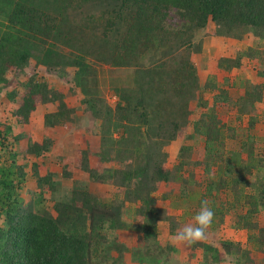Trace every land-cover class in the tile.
Listing matches in <instances>:
<instances>
[{"label":"trees","instance_id":"1","mask_svg":"<svg viewBox=\"0 0 264 264\" xmlns=\"http://www.w3.org/2000/svg\"><path fill=\"white\" fill-rule=\"evenodd\" d=\"M208 24L212 37L243 41L252 36L264 45V0H0V91L15 82L6 96L15 106L12 117L26 125L38 106L51 105L55 111L44 115L43 125L69 131L75 109L68 106L67 94L37 71L62 80L71 72L69 94L81 95V110L96 122L98 139L97 146L79 152L77 166L91 182L115 189L103 199L80 183L65 184L68 171L54 180L52 172L39 176L35 169L34 189L27 191L32 201L25 205L20 196L24 168L13 151L21 136L13 135L11 124H0V159L8 155L9 161H0V264H103L111 251L118 253L112 261L121 263L128 250L117 234L130 230L139 233L133 262L170 264L177 249L159 241L158 224L166 222L168 234L177 236L181 224L169 209L192 214L195 224L204 201L214 219L203 239L183 244L189 259L196 250L201 251L198 264H222L227 258L231 264H253L254 252L264 256L259 222L264 144L248 134L258 121L264 83L245 81L233 100L215 74L200 78L194 59ZM260 45L220 57L216 69L230 73L247 59L264 78ZM95 65L114 70L109 78L113 106L101 93ZM220 104L235 110L233 126L218 117ZM178 141L193 144L178 148L169 169L166 148ZM227 141L234 142L232 147ZM54 143L28 140L26 154L48 159ZM161 184L167 185L161 199L169 200V209L157 206ZM37 200L42 206L36 207ZM46 202L54 214L41 208ZM226 220L230 230L246 232L245 246L228 238L218 246L206 242Z\"/></svg>","mask_w":264,"mask_h":264},{"label":"rangeland","instance_id":"2","mask_svg":"<svg viewBox=\"0 0 264 264\" xmlns=\"http://www.w3.org/2000/svg\"><path fill=\"white\" fill-rule=\"evenodd\" d=\"M212 26H208L200 33L199 38L202 40L201 52L195 55V64L199 73V76L204 80L208 74H215L216 80L219 84H222L224 88L228 89L230 97L235 100L240 93L242 92V86L245 81H250L254 84L264 83V78L258 75L259 66L253 62L248 61L247 59L243 61L242 68L238 70H232L230 73H226L216 69V61L220 57H229L238 49H245L247 47L257 46L261 44L260 47L264 48L263 43H260L256 38L252 36H245L243 41H236L233 39H224L216 38L211 36ZM97 71V78L99 82V87L101 93L105 97L109 105L113 106L116 101L110 86L109 78L110 74H114V70L108 68L104 65H95ZM28 69H25L27 73ZM113 71V72H112ZM39 77L45 78L50 85L57 89L61 90L67 94L66 102L69 107L75 109L74 123L71 129L67 132H56L52 129L46 128L43 125V117L45 114L55 111V108L51 105H41L36 108V110L31 114L29 123L26 125L16 123L15 119L12 117V111L15 109V106L8 104L6 101V96L14 87L15 82L11 80V83L0 91V124H11L13 129V135H20V140L14 145L13 151L16 152V164L24 168L23 172L25 174L23 189L20 192V196L24 204L27 205L32 201V196H30L27 191H32L34 189V179L31 177L33 173H38L39 176H45L48 172H52L53 179H61V173L63 171H68L70 174V179H65L66 183H80L88 187V190L91 194L101 197L103 199H108L109 194L113 193L115 189L108 184H96L91 182L83 171L77 166V159L79 158V152L90 146L95 147L98 144L97 136L94 134L96 132V122L90 117H86L80 107L81 95L79 93L69 94L70 87H72L71 72L67 77V80H62L53 72H49L45 69H39L37 71ZM11 76H8L10 79ZM20 81L25 82V78L20 77ZM204 97L208 100L211 99L209 94H205ZM216 112L221 121L227 126H233L235 124L236 114L235 110L232 107H227L223 104L217 105ZM255 115L257 116V123L255 127L249 131L248 134L254 136L259 142L264 144V98L261 103L256 104ZM198 117V113L193 115V119ZM248 118H242V126L244 129L248 126ZM0 129H2L0 127ZM241 135L239 131L237 133ZM44 139H52L55 141L54 145L51 148V151L47 155L48 159H43L39 157H30L26 154L27 142L28 140L41 143ZM261 142V143H262ZM233 141H227V145L232 147ZM191 145L193 142H174L166 148L169 159L167 162V168H171L175 162V156L178 148L182 145ZM198 147L200 144H197L194 158H196ZM3 150L1 151V155ZM4 158L5 163H9L8 160ZM3 164V157L0 159ZM95 159H90V165L93 166ZM201 171L197 172L196 179H201ZM167 191V185L161 184L155 194L157 199V206L169 209L170 204L169 200H162L161 196ZM36 191V195L38 197ZM37 200V204H41ZM45 208L52 214V204L50 202L44 203ZM37 205L36 207H40ZM170 213L173 215L174 219L180 222L181 226L179 230L181 231L185 226L192 225L195 226L192 220V214L187 213L184 210H175L169 209ZM259 222L264 224V212L259 216ZM139 233L135 231H120L117 236L119 242L122 243L127 252L122 256L121 263L112 261L118 257V253L111 251L109 253L110 258L107 260L101 261L103 264H137V262L132 261L131 251L133 247L139 244L138 242ZM176 236H170L168 234V224L166 222H160L158 224V239L160 242L166 244L169 243L177 249V253L174 254L173 260L170 264H198V261L201 259V251L196 250L194 252V257L189 259L188 252H185L183 244L187 245V242L177 241ZM112 237H110L111 239ZM221 238H228L234 242H239L241 245L245 246L246 244V232L243 230H234L229 229L228 220L223 226L217 228L216 232L212 233L206 240V242L211 243L215 246H218L219 240ZM184 249V250H183ZM254 263L253 264H264V256L260 253L254 252ZM222 264H231L229 258L225 260Z\"/></svg>","mask_w":264,"mask_h":264},{"label":"clouds","instance_id":"3","mask_svg":"<svg viewBox=\"0 0 264 264\" xmlns=\"http://www.w3.org/2000/svg\"><path fill=\"white\" fill-rule=\"evenodd\" d=\"M214 210L206 201L201 203L199 211L194 216L195 226H185L175 237L177 241L192 243L201 240L205 231L213 222Z\"/></svg>","mask_w":264,"mask_h":264}]
</instances>
